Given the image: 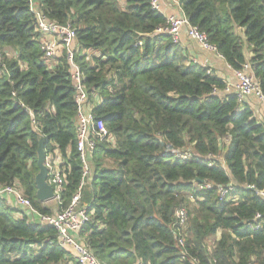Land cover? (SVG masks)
I'll return each instance as SVG.
<instances>
[{"label":"trees","instance_id":"16d2710c","mask_svg":"<svg viewBox=\"0 0 264 264\" xmlns=\"http://www.w3.org/2000/svg\"><path fill=\"white\" fill-rule=\"evenodd\" d=\"M36 1L76 31L93 115L114 138L97 144L82 192L91 219L78 237L92 254L102 264H264V124L251 108L158 32L168 20L152 0ZM176 1L234 71L251 66L264 92V0ZM77 133L67 51L47 59L30 1L0 0V186L19 188L42 215L65 210L83 175ZM42 137L64 170L54 209L37 199ZM16 213L0 197V264H78L55 228Z\"/></svg>","mask_w":264,"mask_h":264},{"label":"built area","instance_id":"2783aa9c","mask_svg":"<svg viewBox=\"0 0 264 264\" xmlns=\"http://www.w3.org/2000/svg\"><path fill=\"white\" fill-rule=\"evenodd\" d=\"M29 1L31 11L37 19L38 31L43 37L45 57L53 59L60 54L62 49L67 51L68 60L71 65V76L76 90L78 152L83 167V175L78 192L73 197L71 204L65 210L57 212L54 215H42L36 211L31 201L17 187L0 186V197H14L17 204L23 210L28 211L32 218L36 219L33 223L55 228L58 234V244L72 253L78 264H102L78 237L82 228L91 219L87 210L81 207V201L82 192L91 178V160L96 151L97 144L103 141L114 144V138L104 123L96 120L93 115L89 93L83 83L84 76L74 60L78 44L76 31L71 26H61L51 22L42 12L36 0ZM172 1L179 7L176 0ZM151 5L153 10L161 12L162 4L160 0H152ZM167 20V28L160 29L158 32L171 36L174 44H181L182 36L185 33L189 39L197 42L203 50L214 52L223 58L217 52V48L209 43L206 33L192 26L182 10H180L179 16H170ZM251 70V66L246 64L243 66V69L235 71V82L227 84L225 90V94L236 96L240 107L246 106L252 98L264 104V92L254 78ZM28 112L32 113V111ZM173 155L182 160H188L193 157L191 152L183 151L174 152ZM46 165L49 169L48 183L54 189L55 201L59 203L65 185L64 170L61 168V162L51 163L50 158H47ZM209 188L210 186L208 185L200 187V189ZM233 188L234 186L231 184L225 188H220V199H224ZM175 218L177 225L180 228L184 227L189 218L187 209H178L175 213ZM256 219H260V216L258 215ZM179 243L181 246L185 245L183 240H180Z\"/></svg>","mask_w":264,"mask_h":264},{"label":"crops","instance_id":"0c3cea01","mask_svg":"<svg viewBox=\"0 0 264 264\" xmlns=\"http://www.w3.org/2000/svg\"><path fill=\"white\" fill-rule=\"evenodd\" d=\"M160 1L162 4L161 12L167 18L170 16H179V7L172 0ZM181 46H183V48L187 51L190 59L194 60L196 63L200 64L203 67L215 71L216 74L227 84H233L235 82V71L218 54L203 50L197 42L189 39L186 34H184L182 37ZM246 56L247 58H250L251 54L247 52ZM246 106L250 107L257 120L260 123L264 124V104L259 102L255 98H252ZM6 200L9 206L17 211L16 214L19 217H21L22 215L27 216L31 223L36 220L35 218H32L30 216L28 211L23 210L17 204L14 197H7Z\"/></svg>","mask_w":264,"mask_h":264},{"label":"water","instance_id":"95a60500","mask_svg":"<svg viewBox=\"0 0 264 264\" xmlns=\"http://www.w3.org/2000/svg\"><path fill=\"white\" fill-rule=\"evenodd\" d=\"M38 168L39 173L36 176L37 199L42 203H48L55 200L53 187L48 183L49 169L46 165L47 155L45 151V138H41L38 148ZM197 182H200L197 180Z\"/></svg>","mask_w":264,"mask_h":264},{"label":"rangeland","instance_id":"374dc122","mask_svg":"<svg viewBox=\"0 0 264 264\" xmlns=\"http://www.w3.org/2000/svg\"><path fill=\"white\" fill-rule=\"evenodd\" d=\"M122 3H123V1H122ZM50 159L51 160H56L54 157H51L50 156ZM57 162H61V160H58ZM44 204H46L48 207H50V208H57V203H56V201L55 200H53V201H50V202H48V203H44Z\"/></svg>","mask_w":264,"mask_h":264}]
</instances>
